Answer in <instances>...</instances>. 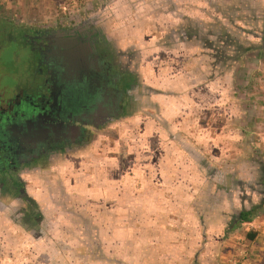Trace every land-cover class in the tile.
Listing matches in <instances>:
<instances>
[{
	"label": "rangeland",
	"instance_id": "1",
	"mask_svg": "<svg viewBox=\"0 0 264 264\" xmlns=\"http://www.w3.org/2000/svg\"><path fill=\"white\" fill-rule=\"evenodd\" d=\"M175 3L178 5V13L182 12L183 14L199 18L204 17L203 10L209 8L204 0H0V89L5 87L14 89L18 84L25 86L31 77L33 60L29 50L20 42L19 37L21 36V32L16 27L31 22L40 25H61L64 23H80L82 21H97V27L104 28L111 36L115 37V34L118 32L121 38H123L121 40L123 41L122 46L124 48H120L123 54L131 59L134 69L141 76V80L144 76L149 77L151 80L153 79L152 68L155 65L151 60L153 57H156L155 63L159 64L157 59L163 54L146 58L144 55L145 49L149 48V46H156V44L150 45L141 38L142 35L146 38L147 34L152 32L153 26L165 28L167 25H174V22L177 23V19L174 17ZM13 25H15V31L12 30ZM11 32H13V37L10 34ZM126 37L127 39H124ZM134 43L137 44V47L134 46ZM256 56L260 59V62L257 63L260 66L263 64L262 67L264 68V51L258 52ZM172 68L173 70L175 69L174 66ZM263 72L264 70L258 72L257 78ZM240 73H243V80L241 81L245 82L240 84L241 81L238 82V79H235L233 87L227 92V96L230 101L238 105L235 110L237 115L235 116L239 115L241 120L235 117L236 123L228 122L226 118L228 110L222 115L223 106L228 107V104L224 102L226 99L224 97L220 98L222 93L218 91V93H213L207 90L205 94L201 91L200 95L203 98V104L205 105L206 102L208 111H203L202 107L199 108L198 123L201 131L200 134L205 133L203 127L208 124L213 125L212 127L206 126L213 133L222 132L230 124H234L235 128L240 129H256V127L258 128V124L264 128V90L261 88L259 81L257 83L260 86L257 84V86H254L255 88L248 90L247 87L251 85L252 77L251 75H244L245 71L243 72V70H240ZM247 78L250 81L249 83L247 82ZM142 92L140 91L139 95ZM146 92L147 90L145 89L144 93ZM252 92L254 94H249ZM140 99L137 102L136 109L132 108L130 110L136 111L135 113H130L131 117L129 115L123 117L115 124L103 128L104 130L97 131L96 135L92 137L93 139L96 138V141L86 151L79 154L72 152L64 162L57 163L54 166L52 174H47L51 181L56 177V184L53 186L55 188L52 189L50 187L48 191L50 195L54 196V201L57 200V197L58 200L60 199L61 207L57 208L52 200L47 199L49 194L47 196L45 193L44 200L40 199L39 196V203L43 205L45 213L50 214L52 212V215L54 214L53 216L51 215L52 217L50 216L52 219L51 225L56 230L55 232L59 233L55 239L60 238L63 232H59V230L62 231L64 227L65 229H71L68 233L65 232V234L66 236L68 235V239H71L73 244L74 242L76 243L75 247L65 248L62 251L66 254H71L72 264H161V262L162 264H264V231L261 227L255 225L264 222V207L260 211V217H256L252 221L254 222V226L250 225L252 222L244 223L237 229L229 232H226L225 225L220 220L213 221L214 223L208 225V227H204L200 223L199 218V213L204 209L200 207L203 204L202 201L205 198H209V194L211 193L216 192L219 194V192L224 190L225 194L229 192L235 195L234 202H226L227 204L229 203L227 205L229 208H226V211H230L231 204L233 203L238 208L242 202L249 203V200L245 201V199L240 201L239 197L242 195H247L249 199L259 198L258 194L248 188L245 183L247 184V181L249 182L250 179L254 180L256 176L252 178V175H257V167H261L264 164V134L261 133L262 128L255 130L256 132L254 133L246 131L239 136L236 134L224 137L221 146H213L212 143L208 145L205 142L206 136L196 135V129L192 130V132L189 131V135L183 137L182 144H185V148L193 156L191 157L185 153L186 149L179 150V144H174L171 141L170 136H174L172 133L176 127L174 121L169 122L167 120V127L171 131L166 136L160 135L158 131L146 125L147 123L144 124L141 119L144 118V114L141 113L143 111H151L149 107L153 108L154 105L150 103V100L143 103L142 96H140ZM214 101V108H209ZM255 104L257 107L254 106ZM161 117L163 118V116ZM253 117H260L259 123L252 120L254 119ZM240 131L242 132V130ZM216 139L217 137L214 138V144ZM127 142L134 145L129 147L134 150V154L123 152L127 148ZM161 142L166 144V152L168 156L171 155L170 159L196 160V164L199 166V175L201 176V173L203 175V179L199 180L200 182L198 183V193L194 194V189L187 191L189 189L187 188L186 191L189 193L186 194L187 196H183V203L175 199L173 201L167 200L169 202L168 205H177L175 211L182 209L183 227L175 230L177 234L173 231L174 228L170 231L162 232L164 236L163 241L166 243L163 245L162 242V245H159V247L156 245L157 237L160 240L162 235L159 231H156L158 226L155 224L159 223V221H165V219L170 222L174 217H169L168 219L163 214L152 217L150 223L155 225L156 228L148 231L144 229L142 214H138L135 217L137 227L134 233L118 231L115 246L111 244V240L103 241L102 253L100 254V249H96L95 247L93 225L96 222L94 220L96 216L91 215L95 207V198L90 195L94 183L89 184L90 187L87 188V192L84 191L85 184L81 181L85 177V172L80 168V162L84 159L89 161H94L95 159L109 161L111 159L118 160L119 158L120 160L123 158L122 160H125L127 156H133L136 165L134 174L142 176L145 174L143 171L145 169L143 168L144 162H147L151 156H154L155 160H158V148ZM112 144H118V151L114 150ZM195 145L198 147L196 146L197 148H195ZM149 150L151 151L150 154H148ZM115 154L119 157H112ZM156 165L158 166L159 164ZM107 166L109 165L107 164ZM156 168L154 167L151 170L154 169L155 172ZM109 169L111 168L106 167V170ZM192 169L183 168L184 171ZM95 170V168H91L87 172V175L92 177V179L89 178L92 182H94ZM71 178L75 182L71 183ZM63 181L66 184H63ZM239 181L244 182L243 185H240ZM182 182L184 183V187H188L190 182L188 173L185 176L183 175ZM217 184L220 186L219 188ZM50 186L52 185L50 184ZM139 186L142 188V183L138 184ZM31 188L29 186L30 192L36 196L35 188ZM207 188H209L208 191ZM63 193L64 195H73L74 197L72 196L73 199H69L68 202L67 199L64 200L62 198ZM218 198L221 197L218 196ZM62 199L64 204H62ZM211 200L214 199L212 198ZM138 201L142 206V200ZM188 201L191 202L192 207L190 206V208ZM89 202L91 205H88L87 209L84 208L86 203L88 204ZM178 205L181 206V209ZM120 212L126 213L122 209ZM152 213L153 211L150 214ZM202 213L204 214V212ZM210 213L214 217V212ZM124 218L125 216H119L117 217V221L125 225L122 222L126 220ZM178 219L179 216H176V222H178ZM63 222H65L64 225ZM254 229H257V233L259 234V237L255 241L248 239L247 236V233L252 230L254 231ZM21 230H23L24 238L34 239L36 236H40L39 231L35 232L34 235L29 232L26 234L23 227H21ZM102 234L104 235L105 232ZM130 234L133 235L131 239H129ZM149 236L152 237V241L148 240L145 243V239ZM159 251L162 256H160L161 258L159 257L160 260L158 261L156 260L158 258L156 255ZM151 253L154 254L151 256ZM100 256H103V258H100ZM149 257L152 258V261ZM148 260L151 263H148Z\"/></svg>",
	"mask_w": 264,
	"mask_h": 264
},
{
	"label": "flooded vegetation",
	"instance_id": "2",
	"mask_svg": "<svg viewBox=\"0 0 264 264\" xmlns=\"http://www.w3.org/2000/svg\"><path fill=\"white\" fill-rule=\"evenodd\" d=\"M97 26H16L33 62L25 86L0 89V210L31 234L47 231L52 212L43 211L29 186L61 207L48 191L55 187L47 174L72 152L86 151L97 131L126 117L139 101L138 71Z\"/></svg>",
	"mask_w": 264,
	"mask_h": 264
},
{
	"label": "crops",
	"instance_id": "3",
	"mask_svg": "<svg viewBox=\"0 0 264 264\" xmlns=\"http://www.w3.org/2000/svg\"><path fill=\"white\" fill-rule=\"evenodd\" d=\"M174 24H176V22H174ZM111 37L116 40L119 49L121 47L124 48L122 46L123 41L121 40L123 38H121L118 32L115 34V37ZM124 39H127V37ZM141 39L150 45L156 44V46H149V48L145 49L144 55L146 58L149 56H158V54H163L157 59L159 64L155 63L156 57H153L151 60V62H154L156 65H153L152 68L153 79L150 80L149 77L146 76H144L142 80L140 78V82L142 83L141 91L143 92L142 94L138 95V99L141 100L140 96H142L143 103L150 100V103L154 105L153 108H151V106L149 107L151 111H143L141 113L144 114V118H141L144 124L147 123L146 125L152 127L153 130L158 131L160 135L162 134L166 136V134H169L171 131V129H168L167 127V120L169 122L174 121L176 127L175 131L172 133L174 136H170L171 141L174 144H179V150L183 148L186 149L185 153L187 156L190 155L191 157L193 156L190 154V152H188L187 148H185V144H182V140L184 136L189 135V131L192 132L194 129L197 131L196 135L206 136L205 142L208 143V145L212 143L213 146H221V142L224 141V137H230L236 134L239 136L246 131L254 133L256 132L255 130H260V128H262L261 133L264 134V128L259 124L258 128L256 127V129H240L235 128L233 126L234 124H230L228 127L224 128L222 132H214L215 134L206 127H212L213 125L208 124L203 127L205 133L200 134L201 131L198 123V114L200 113L199 108L202 107L203 111H208L206 102L205 105L203 104V98L200 95L201 91L205 94L207 93V90L213 93H222L220 98L224 97L226 99L224 102L228 104V107L225 105L223 106L222 115L225 114L226 110H228L226 115L228 122L236 123L235 117L241 120L239 115L235 116L237 115L235 110L237 109L236 107L238 105H235L233 101H230L227 96V92L231 89L232 84L231 73H227L222 81L216 80L206 82L203 77H200L194 72V70H192L194 67V62L192 61V63L189 60L188 56L190 54H188V52L185 51L187 49H184L181 45L179 47L175 46L176 48L173 49H165L164 47L158 45L160 39L156 33L154 34L152 32L148 33L146 38L144 35H142ZM134 46L137 47V44L134 43ZM189 50L192 51L191 49ZM257 62L259 63L260 59H258V56H254L251 59L249 64L250 66L248 65L247 68L244 69L246 74L251 75L252 77V83L247 87L248 90L255 88L254 86H257V81H259L257 78V75H259L258 72L264 70L262 67L263 64L260 66V64ZM173 66L175 67L174 70L172 68ZM256 68H258L257 71ZM243 82L241 81L240 84ZM247 82H250L248 78ZM145 89L147 90L146 93H144ZM151 90L152 92H150ZM249 94L254 93L252 92ZM211 104L212 105L209 108H214L215 101ZM256 104L254 106L257 107ZM135 109L136 108H134V110ZM157 109H159V111H157ZM134 110L128 112L126 116L129 115L131 117L130 113L136 112ZM161 116H163V118ZM253 118L254 119L252 120L259 123L258 120H260V117H258L259 119L257 117ZM120 119L122 118H119L117 121ZM116 122L112 124H115ZM240 130H242V132ZM215 137H217V139L214 144ZM112 146L114 147V150L118 151V144H112ZM130 146L134 145H131L129 142H127V148L125 151H122L126 152V154H134V150L130 149ZM165 146L166 144L161 142L158 148V160H155L154 156H151L147 162H144L143 168L145 169H143V171L145 174L142 176L139 174H134L136 165L133 156H127L125 160H122L123 158L120 160L119 158L118 160L111 159L109 161L104 159H95L94 161L84 159L80 162V168L85 172L83 181L79 180L85 184L84 191L87 192V188L90 187L89 184L94 183V187L90 195L95 198V207L93 208L94 211L91 212L93 213L91 215L96 216V218H94L96 222L93 225L95 231V247L96 249H100V254L102 253L101 249L103 248V241L111 240V244L115 246V242L117 243L118 231L134 233L137 227L135 217L138 214H142V223L145 230L151 231L156 228L155 225H157L158 227L156 231H159L161 235L162 232L170 231L173 228V231L175 232V230H179V228L183 227V212L181 206L178 205L181 209L180 211H175L177 209V205H168L169 202L167 200L173 201L175 199L180 200L183 203V196H187L186 194L189 193L187 191H192L194 189V194L196 192L198 193V183L200 182L199 180L203 179V175L201 172V176L199 175V166L196 164V160H179L176 158L172 160L170 159L171 155H167V148H165ZM196 146L197 145H195V148L198 147ZM150 153L151 151L149 150L148 154ZM175 153H177V151H175ZM112 157L119 156L115 154L112 155ZM107 164L109 166H107ZM156 164L159 165L157 166ZM106 167H110L111 169L106 170ZM154 167H157L155 172L154 169L151 170ZM91 168L96 169V174L93 177L94 182L89 180V178L92 179V177L87 175L88 170ZM183 168L194 169L184 171ZM186 172L190 176L188 187H184V183L182 182L183 175L185 176V174H187ZM71 180V183H73V178H71L70 181ZM202 181L204 182V180ZM140 183H142V188H140V186L138 187V184ZM55 184L56 177H54L52 181V185ZM63 184H66L65 181H63ZM35 191L37 194L35 198L40 200L41 198L39 199V194H42L43 191L38 190V186L35 188ZM65 193L68 194L67 192ZM72 196L73 195H63L62 198L64 200L67 199L69 202V199H73L74 196ZM189 199H191V197H189ZM42 200L44 199L42 198ZM138 200H142V206ZM188 203H190V208L191 202L188 201ZM88 205H91V203H86L84 208L87 209ZM121 209L126 211V213L120 212ZM152 211L153 213L150 214ZM162 214L163 216L168 217V219L169 217H174V219H171L170 222L169 220L167 221L165 219V221H159V223L155 225L150 223L152 217L160 216ZM259 215L258 218L260 217ZM119 216H125L124 219L126 220L122 221L125 225L117 221V217ZM176 216H179L178 222H176ZM64 224L65 222H63V225ZM250 225L254 226V222H252ZM255 225L261 227V229L264 231V222ZM70 230L71 229H65L63 227L62 231L59 230V232H63V234L60 235V238L55 239L56 235L59 233L55 232L56 230L52 228V225L50 224L44 234L36 236L34 239H28L26 237L24 238L21 227L13 223L5 210H0V264H72L71 254H66L64 251H62L65 248H73L76 246V243L74 242L73 244L71 239H68V235L66 236L65 234V232L68 233ZM192 230L193 229L191 227V231ZM103 232H105L104 235L102 234ZM254 232L256 233L255 238L250 239L248 237V239L255 241L256 238L259 237L257 229H254ZM175 233L177 234V232ZM130 235L131 236L129 239L133 238V235ZM163 237L164 236L162 235L160 240L159 237H157V246H161L162 242L163 245L166 243L163 241ZM148 240L152 241V237L149 236L146 238L145 243ZM157 253L158 254L156 256H158V258L156 260L159 261L161 258L160 256L162 255L160 254V251ZM153 254L154 253H151V256ZM100 258H103V256H100ZM149 259L152 261V258L149 257ZM151 261L148 260L147 262L151 263Z\"/></svg>",
	"mask_w": 264,
	"mask_h": 264
},
{
	"label": "trees",
	"instance_id": "4",
	"mask_svg": "<svg viewBox=\"0 0 264 264\" xmlns=\"http://www.w3.org/2000/svg\"><path fill=\"white\" fill-rule=\"evenodd\" d=\"M204 1L209 7L207 10L201 9L205 18L178 13V5L175 3L174 17L177 23L164 26L165 28L153 26L152 33H156L160 39L158 45L165 49H173L180 45L187 49L185 51L190 54L189 60L194 62L192 70L206 82L222 81L227 73H231V87H233L235 79H238V82L243 79L240 70L244 72L252 57L264 51V0ZM257 168V175H252V178L255 176L256 178L250 179L251 181H247L245 185L254 190L259 198L249 199L247 195H242L239 197L240 201L245 199V201L249 200V203L242 202L239 208L233 203L230 211H226V208H229L227 206L229 203L226 202H234L235 195L229 192L225 194L224 190L219 194L211 193L200 206L204 208L199 213L202 226L208 227L214 223L213 221L220 220L224 223L226 232H229L258 217L264 207V164ZM239 182L240 185L244 183ZM217 187L220 186L217 184ZM212 198L214 200H211ZM210 212H214V217ZM247 236L254 239L256 233L249 231Z\"/></svg>",
	"mask_w": 264,
	"mask_h": 264
},
{
	"label": "built area",
	"instance_id": "5",
	"mask_svg": "<svg viewBox=\"0 0 264 264\" xmlns=\"http://www.w3.org/2000/svg\"><path fill=\"white\" fill-rule=\"evenodd\" d=\"M258 79H259V82H260L262 89L264 90V72L261 73V75Z\"/></svg>",
	"mask_w": 264,
	"mask_h": 264
}]
</instances>
